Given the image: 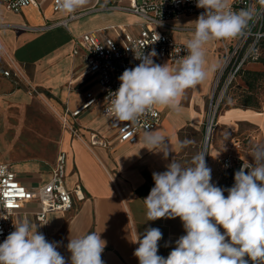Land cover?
Here are the masks:
<instances>
[{
	"label": "crops",
	"instance_id": "1",
	"mask_svg": "<svg viewBox=\"0 0 264 264\" xmlns=\"http://www.w3.org/2000/svg\"><path fill=\"white\" fill-rule=\"evenodd\" d=\"M116 1L125 4L123 0H88L75 12L82 15L68 22L66 28L19 30L8 26L40 29L65 19L66 13L54 12L50 2H45L41 8L27 7L15 14L6 10L0 0V26H5L0 28V163L9 166L22 186L36 189L49 181L57 155L63 152L65 188L73 191L78 187L83 197L81 201L73 197V208L68 213H48L43 223L36 219L40 211L36 202L25 204L15 213L14 220H27L46 240L60 242L57 251L66 264H71L69 238L88 232H101V238L107 241L101 256L104 264H139L133 255L139 245L134 241L142 239L149 227L162 232L157 254L164 258L185 235L179 217L147 221L143 200L154 186L153 172L165 171L172 159L183 166L184 161L196 155L221 62L219 40L211 41L205 45V51L207 65L214 66V70L202 83L185 91L179 113L156 107L160 122L151 131L165 137L171 149L167 158L163 152L144 148V133L134 144L119 143L117 124L102 116L99 103L72 116L85 103V93L100 95L95 78L85 73L83 52L73 55L75 40L92 31L118 39L122 30L131 34L139 30L141 20L137 16L99 9ZM197 18L198 15L177 16L168 22L165 32L175 42L186 45L194 34ZM8 59L18 65L25 81L3 75ZM155 63L168 64L170 68L179 65L168 61ZM245 69L263 71V66L249 63ZM239 85L243 86L241 79ZM28 86L42 100L28 94ZM185 140L191 143L179 147ZM257 145H264V105L259 112L232 108L220 113L203 152L212 170L211 182L218 185L223 158L238 157L252 163L250 154Z\"/></svg>",
	"mask_w": 264,
	"mask_h": 264
},
{
	"label": "clouds",
	"instance_id": "2",
	"mask_svg": "<svg viewBox=\"0 0 264 264\" xmlns=\"http://www.w3.org/2000/svg\"><path fill=\"white\" fill-rule=\"evenodd\" d=\"M87 3L56 0L57 9L67 14ZM259 3L264 5V0ZM196 7L204 12L194 21V34L186 41L187 55L177 67L156 64L153 57L157 53L152 50L147 55L135 54L141 62L118 77L120 86L107 97L110 106L106 110L115 121L134 123L154 107L179 113L185 91L202 83L214 70L207 65L205 45L237 37L256 14L251 7L231 11L229 0H197ZM142 143L151 152H163L165 158L171 151L158 132L146 131ZM190 143L185 140L179 147ZM250 155L253 162L242 164L229 188L211 182L205 153L193 157V166L183 167L172 159L165 171L153 172L154 186L143 200L147 221L179 217L185 235L164 258L157 254L161 230L145 229L143 238L134 241L139 245L133 253L139 264H249L245 257L252 264H264V145L255 146ZM13 226L15 230L0 243V264H66L57 251L60 242L47 241L27 220ZM100 233L69 238L71 264H104L101 256L107 241Z\"/></svg>",
	"mask_w": 264,
	"mask_h": 264
},
{
	"label": "built area",
	"instance_id": "3",
	"mask_svg": "<svg viewBox=\"0 0 264 264\" xmlns=\"http://www.w3.org/2000/svg\"><path fill=\"white\" fill-rule=\"evenodd\" d=\"M111 2L99 8L100 10L120 11L137 16L141 24L137 34H131L122 30L118 39H113L99 31L82 34L75 40L76 48L73 55L83 52V62L86 67L85 73L95 78L100 89V95L94 96L91 92L85 93V103L72 114L78 115L81 111L101 104V114L117 124L116 139L119 143L134 144L139 135L151 131L159 125L160 114L156 107L142 114L136 122H117L107 114L110 106L107 98L110 92H115L120 81L118 77L125 69L134 68L141 61L135 58V54L144 52L147 55L155 50L157 55L153 57L154 62L168 61L179 64L181 59L187 55L186 45L175 42L168 33V22L180 15H200L204 9L197 8V0H123ZM45 2H50L54 12H60L56 6V0H1L6 10L19 13L27 7L41 8ZM259 2V0H258ZM251 7L255 11L253 19L249 21L248 27L237 37L226 41L219 40L221 49V62L216 74L212 92L209 100V111L215 112L219 103L222 102L231 85L238 78L241 70L250 61L258 56L257 44L264 38V5H256V0H233L230 10L238 12L241 9ZM82 14H67L66 18L40 29L26 26H8L19 30H45L55 26L67 27L68 22ZM5 27L4 25L0 28ZM5 77L12 76L17 81H25V78L12 60H7V70L3 72ZM29 87L28 94L37 95L34 88ZM216 95V98H214ZM215 99V100H214ZM214 101V105H213ZM214 114V113H213ZM211 118L206 132H210L214 123ZM95 144L106 145L105 142ZM245 163L238 157L228 156L222 159V173L219 182L224 188L234 184V174L242 164ZM65 164L66 155L60 152L51 169L49 181L36 189H28L22 186L16 179L15 174L7 164L0 163V243L14 231V215L20 211L25 204L36 202L40 211L36 214L38 222L43 223L48 213H68L73 208V197L77 201L83 200L80 189L73 191L65 188ZM248 171L247 169L245 170ZM48 241V240H47ZM252 264L248 257H245Z\"/></svg>",
	"mask_w": 264,
	"mask_h": 264
},
{
	"label": "trees",
	"instance_id": "4",
	"mask_svg": "<svg viewBox=\"0 0 264 264\" xmlns=\"http://www.w3.org/2000/svg\"><path fill=\"white\" fill-rule=\"evenodd\" d=\"M257 50V58L249 63H260L263 66V71H251L245 68L240 71L238 78L241 79L243 86H238V94L234 97V108L259 112L264 105L259 96L260 91L264 88V38L258 42ZM232 86L233 84L231 87ZM227 95L228 92L223 98L222 104H226V107L229 108L230 100L227 98ZM217 186L224 188V185L221 182H219ZM224 194L227 196V192Z\"/></svg>",
	"mask_w": 264,
	"mask_h": 264
},
{
	"label": "rangeland",
	"instance_id": "5",
	"mask_svg": "<svg viewBox=\"0 0 264 264\" xmlns=\"http://www.w3.org/2000/svg\"><path fill=\"white\" fill-rule=\"evenodd\" d=\"M239 78H237L235 80V82L233 83V86L227 91L228 92V95H227V98L230 100V107L227 108L226 107V104H222L219 103L215 112H213L214 110L212 109V111H209V101H208V105H207V110H206V116H205V125H204V132H203V138L201 140V146L199 147L198 151L197 152H194L195 154H198V153H203L204 152V141H205V134H206V128L209 126L210 124V120L211 118H208V115H210V117H214V123H213V126L211 128V131H210V135H209V140H208V145L210 143V139H211V135L213 134L214 132V129H215V124H216V121H217V117L220 115V113H222L224 110H227V109H232L234 108L235 106V100H234V97L236 96V94H238V89H239ZM36 97L39 98V100H42L41 97H39L38 95H35ZM260 99L262 101V104H264V88L263 90L260 91ZM216 98V95L215 97ZM232 99V100H231ZM215 100V99H214ZM213 105H214V101H213ZM214 113V114H213ZM244 129V127H243ZM207 145V146H208ZM194 156H191L189 157V159H187L186 161H184V165L183 167H189V166H193L192 165V159H193Z\"/></svg>",
	"mask_w": 264,
	"mask_h": 264
},
{
	"label": "water",
	"instance_id": "6",
	"mask_svg": "<svg viewBox=\"0 0 264 264\" xmlns=\"http://www.w3.org/2000/svg\"><path fill=\"white\" fill-rule=\"evenodd\" d=\"M207 134H208V132H206V134H205V144H204V149H206V146H207V142H208V139H207Z\"/></svg>",
	"mask_w": 264,
	"mask_h": 264
},
{
	"label": "bare ground",
	"instance_id": "7",
	"mask_svg": "<svg viewBox=\"0 0 264 264\" xmlns=\"http://www.w3.org/2000/svg\"><path fill=\"white\" fill-rule=\"evenodd\" d=\"M209 135H210V132H208V134H207V139L209 138Z\"/></svg>",
	"mask_w": 264,
	"mask_h": 264
}]
</instances>
